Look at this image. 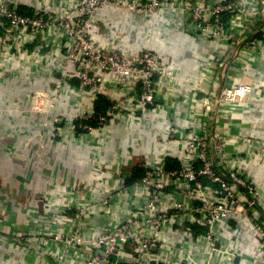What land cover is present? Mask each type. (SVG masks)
Listing matches in <instances>:
<instances>
[{"label": "built area", "instance_id": "1", "mask_svg": "<svg viewBox=\"0 0 264 264\" xmlns=\"http://www.w3.org/2000/svg\"><path fill=\"white\" fill-rule=\"evenodd\" d=\"M21 2L35 11L22 12ZM108 6L144 21L164 11L182 14L194 26L191 31L224 44L222 51L230 47L222 42L237 32L227 16L249 17L243 28L264 38V0H0V82L13 74L54 84V96L41 90L30 94L31 112L46 114L45 128L58 121L52 115L56 104L73 100L69 131L91 152H99L110 132L139 129L155 117L167 123L168 149L179 153L154 161L136 132L133 155L146 158L143 177L130 184L121 170L106 166L105 171L95 161L89 180L77 181L64 194L62 207L55 205L41 223H33L27 241L17 242L15 263L25 264L21 257L35 250L37 261L50 264H264V189L239 167L264 164V141L230 135L225 122L248 115L254 82L241 77L219 91L212 78L220 59L205 63L204 74L194 81L152 49L110 47L95 23ZM33 44L41 52L47 49L49 58L41 53L36 61ZM72 80H78V89ZM87 92L89 102L84 101ZM99 95L111 103L102 115L96 112ZM169 111L186 125L173 124ZM170 160L180 167L170 169ZM100 182L106 189L101 196ZM199 229L204 234L195 239ZM245 232L252 238L248 244ZM257 252L263 255L260 261Z\"/></svg>", "mask_w": 264, "mask_h": 264}, {"label": "crops", "instance_id": "2", "mask_svg": "<svg viewBox=\"0 0 264 264\" xmlns=\"http://www.w3.org/2000/svg\"><path fill=\"white\" fill-rule=\"evenodd\" d=\"M20 9L24 13L35 11V7L22 2ZM249 19L247 17L241 21L231 16L226 17V20L235 25L237 32L222 42L230 45L225 51L221 50L224 44L191 31L194 26L187 17L173 12L164 11L154 20L144 21L125 8L108 6L96 15L95 23L100 28L103 42L110 47L152 49L162 56L168 66L180 71L184 78L190 80L201 78L205 63L220 59L217 76L212 78L215 85L211 84L216 90L224 89L227 82L235 85L241 77L245 81L254 82L256 89L248 104L253 108L248 115L236 114L232 120L225 122L229 124L227 127L230 135L235 133L245 138L253 135L264 141V38L262 33H247L243 28V23ZM36 46L33 44L30 52L36 61L37 57L43 58L39 56L41 53L49 58L46 56L47 49L41 52ZM6 73L8 72L3 73L4 77ZM61 75L62 72H59L55 76ZM15 78L12 74L8 79L10 81L4 84L0 82V264H11L10 260L14 262L12 264H17V242L27 241L33 234V223H41L49 213H53L51 211L55 205L62 207L64 194L72 190L77 181L89 180L95 161L105 171L106 166L121 170L129 176L127 183H134L135 170H142L141 164L146 159L144 156L133 155L132 146L137 133L140 132L141 143L150 159L155 161L167 155L179 154L170 149L171 152L165 143V140H171L166 132L167 123L155 117L144 121L139 129L127 126L110 132L107 135L109 139L102 142L99 152L93 153L83 141H79L78 135L69 131L74 112L68 110V106L73 100H61L57 103L52 115L58 121L52 128H45L46 114L31 112L30 94L41 90L54 96V84L48 80L41 83L35 76ZM71 84L78 89V80H72ZM91 98V94L87 92L84 101L89 102ZM167 114L173 118V124L186 125V121L174 120L173 116L177 118L176 112L169 111ZM57 130L60 132L57 133ZM228 150L231 154L237 153L234 146H229ZM238 152L245 155L241 149ZM262 165L239 167L241 171L248 172L252 181L263 190L264 164ZM99 177L105 178L106 172ZM102 182L97 189L100 196L106 192ZM113 217L116 219L115 214ZM40 230L43 232V228ZM202 234L204 231L195 230L194 238ZM251 239L245 232V243L248 244ZM49 245L51 244L48 247ZM35 255V250L33 253L29 252L25 258L21 257V261L25 264H50L45 260L37 261ZM256 255L260 261L263 255L258 252ZM236 264L248 263L237 261Z\"/></svg>", "mask_w": 264, "mask_h": 264}, {"label": "trees", "instance_id": "3", "mask_svg": "<svg viewBox=\"0 0 264 264\" xmlns=\"http://www.w3.org/2000/svg\"><path fill=\"white\" fill-rule=\"evenodd\" d=\"M111 106V103L109 101V99L104 96V95H99L97 97V101H96V112L98 113V115H102V114H105L106 111L110 108ZM92 125H96V122L94 121L92 123ZM168 167L170 169H173V168H178L180 167L179 164L173 160H170L168 162ZM144 175V172L141 170V169H136L135 170V173H134V181H137L138 179L142 178Z\"/></svg>", "mask_w": 264, "mask_h": 264}, {"label": "rangeland", "instance_id": "4", "mask_svg": "<svg viewBox=\"0 0 264 264\" xmlns=\"http://www.w3.org/2000/svg\"><path fill=\"white\" fill-rule=\"evenodd\" d=\"M257 166L258 164H253V162H248V166ZM259 166V165H258ZM263 166V165H262Z\"/></svg>", "mask_w": 264, "mask_h": 264}]
</instances>
